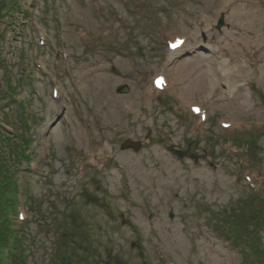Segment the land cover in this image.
Masks as SVG:
<instances>
[{
    "label": "rangeland",
    "instance_id": "1",
    "mask_svg": "<svg viewBox=\"0 0 264 264\" xmlns=\"http://www.w3.org/2000/svg\"><path fill=\"white\" fill-rule=\"evenodd\" d=\"M6 218L5 264H264V0H0Z\"/></svg>",
    "mask_w": 264,
    "mask_h": 264
},
{
    "label": "trees",
    "instance_id": "2",
    "mask_svg": "<svg viewBox=\"0 0 264 264\" xmlns=\"http://www.w3.org/2000/svg\"><path fill=\"white\" fill-rule=\"evenodd\" d=\"M253 204H254L255 215H257V217H261L262 215L261 210L259 208H257L256 210V205H258L257 201L255 200ZM237 215L240 218L246 217V215L241 212L237 213ZM9 221L10 219L7 218L3 221L0 220V254L3 253L5 247H9L10 249L12 246L14 247L15 243L17 242L16 240L17 229ZM10 252H14V251H10ZM0 264H5L3 263V259L1 257H0Z\"/></svg>",
    "mask_w": 264,
    "mask_h": 264
},
{
    "label": "bare ground",
    "instance_id": "3",
    "mask_svg": "<svg viewBox=\"0 0 264 264\" xmlns=\"http://www.w3.org/2000/svg\"><path fill=\"white\" fill-rule=\"evenodd\" d=\"M232 1L235 2L236 0H232ZM248 37H250V36H248ZM237 40L238 41L241 40V37L238 38ZM186 45H187V43H185L183 46H181L180 48L176 49L175 51H171L172 52V56L170 57V60H172L173 62L177 61L178 59L181 60V52L185 49V46ZM175 55H177V57H175ZM181 61H182V63L180 62L179 67H178L179 69L186 70V69H188V68L191 67V65L189 64L188 61H186V62L183 61V60H181ZM240 65L241 66L238 69L244 71V68H243L244 65H243V63L240 62ZM219 66L221 68H226L227 67V64H226V62H221L219 64ZM227 74L228 73L225 70H223L222 73H220V75H227ZM210 82L211 83L209 85V80L207 82L204 81V83L202 85L203 86V93H205V95H208V96H210L212 94V91H213L212 88H210V86H213L214 82L212 80ZM170 83L171 82L167 78L166 79V83H165L166 84V87H164L163 89L166 90L167 88H169L170 87ZM155 90L157 92H159V89H155ZM59 97H60V92H58L57 98H59ZM195 105H197V103L195 101L194 102H189V107L190 108H191V106H195Z\"/></svg>",
    "mask_w": 264,
    "mask_h": 264
},
{
    "label": "water",
    "instance_id": "4",
    "mask_svg": "<svg viewBox=\"0 0 264 264\" xmlns=\"http://www.w3.org/2000/svg\"><path fill=\"white\" fill-rule=\"evenodd\" d=\"M224 24H225V21L222 15L218 21L217 29H220L221 26H223ZM115 72L118 73L117 71ZM117 91L120 94H127L130 92V87L128 85H122L121 87L118 88ZM121 148L122 149H134L135 151H138L141 148V143L128 139L121 145Z\"/></svg>",
    "mask_w": 264,
    "mask_h": 264
},
{
    "label": "snow or ice",
    "instance_id": "5",
    "mask_svg": "<svg viewBox=\"0 0 264 264\" xmlns=\"http://www.w3.org/2000/svg\"><path fill=\"white\" fill-rule=\"evenodd\" d=\"M197 111H199V110L197 109Z\"/></svg>",
    "mask_w": 264,
    "mask_h": 264
}]
</instances>
